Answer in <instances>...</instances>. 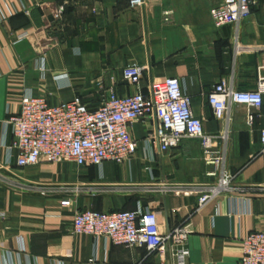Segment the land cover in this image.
<instances>
[{
    "label": "crops",
    "instance_id": "obj_1",
    "mask_svg": "<svg viewBox=\"0 0 264 264\" xmlns=\"http://www.w3.org/2000/svg\"><path fill=\"white\" fill-rule=\"evenodd\" d=\"M223 1L144 0L130 8L129 0H0V174L62 188L42 196L0 185V264H177L181 250L188 252L186 264H240L245 237L264 230V99L247 126L245 106H232L217 121L207 97L221 80L246 92L264 77V0H256L237 25L216 28L209 12ZM131 65L144 69L136 86L122 78ZM163 78L178 79L193 115L212 147L224 150L225 168L235 176L231 189L199 212L198 197L186 192L218 179L208 176L213 168L201 160L202 142L183 139L161 153L148 139L156 127L151 118L130 127L137 149L122 164L16 167L7 120L18 113L22 96L51 104L80 97L96 109L110 91L146 95ZM138 209L155 213L162 234L187 227L186 242L159 255L72 233L79 211Z\"/></svg>",
    "mask_w": 264,
    "mask_h": 264
},
{
    "label": "built area",
    "instance_id": "obj_2",
    "mask_svg": "<svg viewBox=\"0 0 264 264\" xmlns=\"http://www.w3.org/2000/svg\"><path fill=\"white\" fill-rule=\"evenodd\" d=\"M144 0H129L130 8L143 6ZM256 0H224L212 8L210 19L216 28L237 25L245 20ZM59 12L54 17H59ZM235 51L240 49L237 37ZM144 69L137 65L127 66L122 78L131 86L142 79ZM264 99V77H260L253 91H235L225 80L217 83L207 101L215 120L228 117L232 106H245L247 126H251L255 112L261 110ZM254 111V112H253ZM155 119L156 127L148 137L161 153L176 149L183 139L202 142L201 160L213 168L208 176H217L216 183L192 187L186 195L198 197L195 213L221 193L231 189L235 178L225 168L224 150L214 149L211 138L203 128L202 121L191 110L190 99L182 93L176 78H163L153 82L148 94L134 91L119 96L110 91L103 103L90 109L80 97L70 101L51 104L45 97L24 95L17 114L7 120L13 136V147L17 151L16 167L25 169L37 165L70 163L77 167H99L105 162L122 164L136 151V142L130 127L142 119ZM228 122V119H227ZM226 139V134L224 135ZM264 157V126L259 133ZM0 185L13 190H22L42 196L54 194L62 188L37 185L12 180L0 174ZM68 206V201H63ZM72 233L103 239L115 246L143 247L148 253L162 255L170 244H183L189 235L187 227L173 229L162 234L157 217L151 210L95 212L84 210L73 217ZM188 252L181 250L177 264H186ZM240 264H264V230L250 233L243 240Z\"/></svg>",
    "mask_w": 264,
    "mask_h": 264
}]
</instances>
